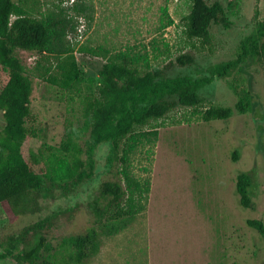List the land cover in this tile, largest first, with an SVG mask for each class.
<instances>
[{
  "label": "rangeland",
  "instance_id": "rangeland-1",
  "mask_svg": "<svg viewBox=\"0 0 264 264\" xmlns=\"http://www.w3.org/2000/svg\"><path fill=\"white\" fill-rule=\"evenodd\" d=\"M217 1L229 26L211 23L207 38L188 39L184 16L190 0H27L31 15H59L76 24V32L67 33L65 41L74 47L81 80L71 91L50 84L39 74L54 62L52 54L14 49L30 68L33 85L25 121L30 132L26 150L40 151L46 160L56 158V164L66 162L59 145L67 127L81 124L83 106L95 93L106 57L119 52L134 60L142 56L139 66H166L168 76L194 77L209 65L234 58L240 41L264 19V0ZM74 3L84 12H75ZM164 5L172 20L165 26ZM81 22L84 28L79 36ZM81 46L101 48L104 54L81 52ZM183 53H189L193 62L178 64L175 57ZM37 60L40 65L34 67ZM6 78L0 64V89ZM246 91L254 102L252 110L233 109L228 118L204 121L203 106L194 111L176 108L141 128L157 126L158 130L152 141H139L131 155L133 174L150 179L145 209L118 233L102 236L99 252L86 264H264V231L259 233L246 223L258 219L264 226V58L245 62L227 77H215L199 93L204 104L233 107ZM107 151V143H100L94 151L91 178L68 196L46 199L39 213L13 216L0 205V242L20 234L28 224L50 218L44 255L52 257L63 238L89 226L93 218L89 202L102 180L113 179L104 171ZM243 171L252 176L251 207L241 206L236 192V175ZM0 264L13 263L0 260Z\"/></svg>",
  "mask_w": 264,
  "mask_h": 264
},
{
  "label": "trees",
  "instance_id": "trees-1",
  "mask_svg": "<svg viewBox=\"0 0 264 264\" xmlns=\"http://www.w3.org/2000/svg\"><path fill=\"white\" fill-rule=\"evenodd\" d=\"M189 12L184 16V33L188 39L207 38L211 23L228 27L221 2L190 0ZM27 0H0V64L7 78L0 89V109L3 125L0 128V205L13 216L36 214L43 202L56 195L68 196L84 181L91 178L95 168L94 151L103 142L108 145L104 171L113 179H104L89 208L91 224L82 231L62 240V247L50 257L46 250V223L43 218L23 228L20 234L9 235L0 242V260L13 264H86L101 246V237L118 233L129 225L135 215L145 209L150 190L149 178H138L131 170V155L139 141H152L157 126L143 131L146 125L164 117L176 108L203 106L201 119H225L232 110L239 113L252 110L254 102L249 92L238 99L233 107L204 104L199 90L215 77L224 78L254 59L264 58V19L240 41L236 56L209 65L206 72L197 76L181 74L168 76L166 66H139L137 60L119 52L106 57L99 71L95 93L88 97L82 110L79 126L67 127L59 150L66 156L64 164L55 159L46 160L42 152L27 151L25 142L30 132L25 121L30 116L32 79L30 68L14 54V49L52 54L54 62L39 76L63 90H73L81 80L71 43L65 41L69 32H76L71 19L39 18L28 13ZM77 13L84 9L74 3ZM165 19L163 26L172 23L167 7H161ZM161 22L162 19H160ZM81 52L103 53L101 48L79 47ZM106 56V55H105ZM143 59L148 63L147 57ZM189 53L179 54L175 61L190 64ZM136 62V63H135ZM40 65L39 60L35 66ZM236 152L232 158L237 159ZM236 192L239 204L251 207L250 187L252 176L243 171L236 175ZM248 226L263 233L258 219H247ZM32 232L28 235V231Z\"/></svg>",
  "mask_w": 264,
  "mask_h": 264
},
{
  "label": "built area",
  "instance_id": "built-area-1",
  "mask_svg": "<svg viewBox=\"0 0 264 264\" xmlns=\"http://www.w3.org/2000/svg\"><path fill=\"white\" fill-rule=\"evenodd\" d=\"M80 18V21H83L82 17H79ZM84 28V23L81 22L80 24V28L78 29V34L79 36H81V33H82V29Z\"/></svg>",
  "mask_w": 264,
  "mask_h": 264
}]
</instances>
